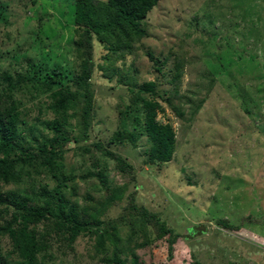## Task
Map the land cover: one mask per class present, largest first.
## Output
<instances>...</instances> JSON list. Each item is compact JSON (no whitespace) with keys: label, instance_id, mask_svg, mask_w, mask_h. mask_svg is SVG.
<instances>
[{"label":"rangeland","instance_id":"374dc122","mask_svg":"<svg viewBox=\"0 0 264 264\" xmlns=\"http://www.w3.org/2000/svg\"><path fill=\"white\" fill-rule=\"evenodd\" d=\"M0 10V81L9 72L73 86L82 71L74 0H0ZM141 29L144 37L122 56L94 38L90 125L82 127L83 92L73 86L79 96L69 111L72 143L60 168L51 174L38 165L20 166L18 183L5 188L40 206L43 192L60 193L81 217L114 227L102 247L98 235L83 233L71 243L63 231L55 237L53 227L40 224L38 261L264 264V0H162ZM138 93L158 105L156 120L174 132L169 163L153 156ZM50 94L45 88L15 94L27 112L19 135L27 147L53 137ZM125 130L135 142L116 139ZM100 146L126 160L134 178L118 171ZM132 192L137 206L173 229L178 238L171 249L156 243L141 218L119 221ZM0 246L8 259L18 258L9 238Z\"/></svg>","mask_w":264,"mask_h":264},{"label":"trees","instance_id":"16d2710c","mask_svg":"<svg viewBox=\"0 0 264 264\" xmlns=\"http://www.w3.org/2000/svg\"><path fill=\"white\" fill-rule=\"evenodd\" d=\"M162 0H74L75 24L81 34V41L76 44L79 56L82 59V71L74 78V87L82 90L78 95L73 86L61 85V80L51 77L49 82L35 80L33 78L20 79L13 77L9 72L1 74L0 87V241L9 238L12 243V251L17 259H8L2 253L0 246V264H42L38 261L37 254L42 250L39 242L37 226L44 224L53 227L54 235L63 231L68 242H74L83 233L98 235L100 246H104L105 236H112L113 226L107 228L95 218L81 217L75 206L64 200L61 194H54L46 198L41 206L31 199L29 195H23L16 191H6L5 188L18 183L19 168L24 165H38L48 169L51 174L60 168L63 153L72 143L68 132L69 111L73 108L78 96L83 100L81 109V124L86 130L91 122L93 108V92L91 79L94 74V38L104 43L107 49L116 56H122L131 52L133 44L141 41L144 32L141 29L142 22L148 14L158 6ZM2 12L0 10V18ZM182 71L179 65L176 68L172 84L175 89L180 83ZM52 84L59 88L53 92ZM150 85L149 87H152ZM45 88L50 91V110L56 118L49 130L53 133L51 139L38 144L37 148L27 147L19 138L26 122L27 112L22 110L23 102L15 100L16 93L38 92ZM24 89V90H23ZM144 92V90H142ZM136 101H140L144 107V131L153 141V156L158 163L166 164L173 159L175 135L168 125L160 124L157 120V107L143 97L140 93L135 95ZM137 121V120H136ZM135 142L136 135L127 130L119 131L116 139H126ZM100 150L109 159L116 163L118 171L134 178V169L118 154L100 146ZM53 172V173H52ZM29 196V197H28ZM136 194L132 192L128 196L123 219L141 218L155 235L156 243H165L169 249L178 238L173 229L160 219L157 213L149 212L136 205ZM113 200L112 198H110ZM4 216H9L5 219ZM4 221V223H3ZM225 229H235L227 222H220ZM52 230V231H53ZM48 236V235H47ZM42 235L41 240L46 237Z\"/></svg>","mask_w":264,"mask_h":264}]
</instances>
